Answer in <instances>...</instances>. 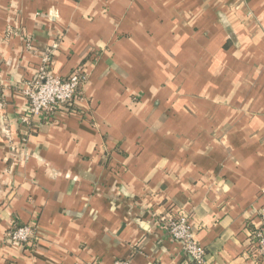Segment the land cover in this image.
I'll return each instance as SVG.
<instances>
[{
    "label": "crops",
    "instance_id": "crops-1",
    "mask_svg": "<svg viewBox=\"0 0 264 264\" xmlns=\"http://www.w3.org/2000/svg\"><path fill=\"white\" fill-rule=\"evenodd\" d=\"M50 50L82 98L27 123ZM172 208L204 264H264V0H0V264H188Z\"/></svg>",
    "mask_w": 264,
    "mask_h": 264
},
{
    "label": "built area",
    "instance_id": "built-area-1",
    "mask_svg": "<svg viewBox=\"0 0 264 264\" xmlns=\"http://www.w3.org/2000/svg\"><path fill=\"white\" fill-rule=\"evenodd\" d=\"M52 51L42 55L41 63L33 77L28 81L25 90L27 123L51 124L62 113H74L82 98V88L86 82L84 73L73 72L62 79L50 74ZM264 221V209L261 213ZM155 221L162 224L167 235L181 246L188 264H204L205 250L196 241L192 225L182 210L173 208L162 215H155ZM254 239V257L264 260V229L251 235ZM35 228L32 226H12L6 233L7 243L24 247L36 240ZM114 264H126L115 261Z\"/></svg>",
    "mask_w": 264,
    "mask_h": 264
}]
</instances>
